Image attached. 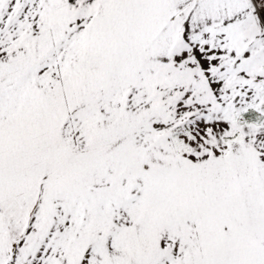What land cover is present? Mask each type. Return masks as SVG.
I'll return each instance as SVG.
<instances>
[{
	"label": "snow or ice",
	"instance_id": "snow-or-ice-1",
	"mask_svg": "<svg viewBox=\"0 0 264 264\" xmlns=\"http://www.w3.org/2000/svg\"><path fill=\"white\" fill-rule=\"evenodd\" d=\"M0 264H264V0H0Z\"/></svg>",
	"mask_w": 264,
	"mask_h": 264
}]
</instances>
